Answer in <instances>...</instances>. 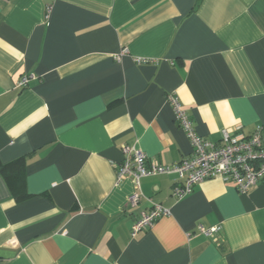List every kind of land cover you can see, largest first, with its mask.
I'll return each mask as SVG.
<instances>
[{"label": "crops", "instance_id": "1", "mask_svg": "<svg viewBox=\"0 0 264 264\" xmlns=\"http://www.w3.org/2000/svg\"><path fill=\"white\" fill-rule=\"evenodd\" d=\"M169 96L209 142L264 138V0H0V164L20 160L0 174V264H264V181L175 199L149 176L129 204L122 146L191 154ZM155 204L168 215L131 237Z\"/></svg>", "mask_w": 264, "mask_h": 264}, {"label": "built area", "instance_id": "2", "mask_svg": "<svg viewBox=\"0 0 264 264\" xmlns=\"http://www.w3.org/2000/svg\"><path fill=\"white\" fill-rule=\"evenodd\" d=\"M119 60V57H117ZM147 60H137L146 63ZM28 78H23L19 86L27 84ZM168 102L175 115V121L185 132L190 145L191 154L172 166H162L155 162L147 163L146 155L135 146H122V161L116 167V180L131 178L136 191L129 198L132 207L137 206L141 194L138 181L141 178L157 175H173L172 196L181 199L192 193L193 188L211 179L219 178L224 183L232 184L240 194H246L252 187L264 181V138L261 129H256L250 136L240 132V128L222 132L218 143L209 142L199 137L187 113L181 108L176 96H169ZM168 210L161 205H152L148 212L131 226V237L151 228L154 223L168 215ZM199 231L211 236L216 230Z\"/></svg>", "mask_w": 264, "mask_h": 264}, {"label": "trees", "instance_id": "3", "mask_svg": "<svg viewBox=\"0 0 264 264\" xmlns=\"http://www.w3.org/2000/svg\"><path fill=\"white\" fill-rule=\"evenodd\" d=\"M19 162H20V160H15L14 162L7 164V165H1L0 164V174L5 178V180L6 179L8 180V177H9L8 175H6L7 167H10L12 165H18ZM14 177H18L17 186L19 187V191H13V193H19V195H21L20 198L25 199L27 197V194H26L25 188H24L23 172L19 170V172L15 173Z\"/></svg>", "mask_w": 264, "mask_h": 264}]
</instances>
